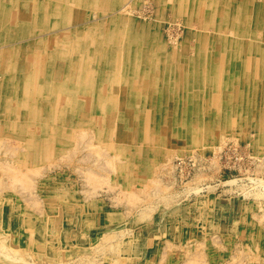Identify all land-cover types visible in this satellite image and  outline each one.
Returning <instances> with one entry per match:
<instances>
[{
    "label": "rangeland",
    "instance_id": "obj_1",
    "mask_svg": "<svg viewBox=\"0 0 264 264\" xmlns=\"http://www.w3.org/2000/svg\"><path fill=\"white\" fill-rule=\"evenodd\" d=\"M235 2L0 1V264H264V0ZM247 47L263 76L199 67Z\"/></svg>",
    "mask_w": 264,
    "mask_h": 264
},
{
    "label": "bare ground",
    "instance_id": "obj_2",
    "mask_svg": "<svg viewBox=\"0 0 264 264\" xmlns=\"http://www.w3.org/2000/svg\"><path fill=\"white\" fill-rule=\"evenodd\" d=\"M1 1V0H0ZM236 0H219V7L220 8H226V10L227 11H229L230 13H227V14H222V16H221V18H219V19H214L215 20V22L214 23H218V22H221L220 20H222V19H224V18H227V19H230V21H226V22H231L232 20H231V18H236V16H239V15H237V14H240V13H242L243 11L239 8V11L237 10V8L239 7L238 5V3L237 2H235ZM64 2V1H63ZM247 2V1H246ZM191 4V3H190ZM242 5H246V6H249V4L248 3H241ZM241 4H240V7H241ZM115 5V4H114ZM252 5V4H251ZM258 6V5H257ZM190 7V6H189ZM254 7V6H253ZM187 8V7H186ZM254 9V8H253ZM257 9H258V7H257ZM263 10V9H262ZM47 11V10H46ZM245 13V12H244ZM262 13V12H261ZM207 14V13H206ZM243 14V13H242ZM192 15V14H191ZM244 15V14H243ZM206 16V15H205ZM217 16V15H216ZM255 16H256V14H255ZM262 16V15H261ZM230 17V18H229ZM245 17V16H244ZM201 19H202V17H201ZM200 19V20H201ZM199 20V19H198ZM199 20V21H200ZM22 21V20H21ZM204 21V20H203ZM234 21V20H233ZM232 21V22H233ZM237 21H238V18H237ZM198 22V21H197ZM196 22V23H197ZM202 22V21H201ZM213 22V21H212ZM53 23V22H52ZM200 24V23H199ZM231 24H233V23H231ZM212 27V26H211ZM226 27V26H225ZM223 28V27H222ZM221 28V29H222ZM236 28V27H235ZM248 28V27H247ZM241 30V29H240ZM239 30V31H240ZM246 31H248V30H246ZM236 32V31H235ZM234 32V33H235ZM241 34V33H240ZM187 37V36H186ZM198 38V37H197ZM199 39V38H198ZM251 40V39H250ZM191 41V40H190ZM197 42V41H196ZM256 45V44H255ZM250 46V45H249ZM264 46V45H263ZM190 47V46H189ZM252 47L254 48L253 50H259V46L258 47H255L253 44H252ZM248 48V47H247ZM216 49H217V46H213V50H212V53H214L215 51H216ZM250 48H248L247 50L248 51H244V52H246L247 53V56H245V58L243 57V58H238L237 59V61H236V63L234 62V63H232V65H230V63H224V62H222L221 60H223V56L225 55V54H221V56L220 57H218V60H220V62H217L218 60L216 59V56H214L213 58H211L210 60H208L207 62L208 63H206L205 61H206V57L205 56H203L202 55V57L200 56V59H199V64H200V66L199 67H204V69H206L207 70V72H215V71H221V70H224V73L225 74H227V72H229V71H236V73L237 74H239L240 73V76L241 75H244V77H246L247 79H249V80H252L254 77H259V76H263V75H261V73H260V71H261V66H259V67H257L256 69H255V73H253L251 76H250V74H249V72H248V70H249V67H250V65L251 64H254V62H255V59L257 58V57H254V56H252V55H250V56H248V54L249 53H251V50H249ZM260 50H262V49H260ZM238 51H239V49H238ZM190 52V51H189ZM193 52V51H192ZM218 52V51H217ZM217 52H215L216 54H217ZM225 52V51H224ZM223 52V53H224ZM256 52V51H255ZM220 55V54H219ZM229 56V55H228ZM53 58V57H52ZM195 58H196V56H195ZM197 59V58H196ZM195 59V60H196ZM229 59V58H228ZM194 60V61H195ZM49 61H50V59H49ZM192 62V61H191ZM227 62H228V60H227ZM261 61H258V63H260ZM182 63V62H181ZM185 63V62H184ZM195 63V62H194ZM196 63H197V61H196ZM258 63H255V64H258ZM40 67V66H39ZM253 67V66H252ZM37 68V67H36ZM180 68V67H179ZM195 68H196V65H195ZM203 69V70H204ZM248 69V70H247ZM193 70H194V68H193ZM200 70V69H199ZM196 71V70H195ZM181 72H182V68H181ZM38 73V72H37ZM43 73V72H42ZM192 72H190V74H191ZM167 74V73H166ZM174 74V73H173ZM200 74V73H199ZM169 75V74H168ZM182 75V74H181ZM206 75V74H205ZM215 75V74H214ZM214 75H213V77H214ZM218 75H219V73H218ZM222 75V74H221ZM171 76H173V75H171ZM189 76V75H188ZM239 76V77H240ZM218 77V76H217ZM236 77H238L237 75H235V78ZM250 77V78H249ZM234 78V79H235ZM171 79V78H170ZM179 79V78H178ZM205 79V78H204ZM221 79V78H220ZM256 79H258V78H256ZM206 80H208V79H206ZM236 80V79H235ZM244 80V79H243ZM174 81V80H173ZM208 82V81H207ZM221 82V81H220ZM245 82V81H244ZM247 82V81H246ZM178 83V82H177ZM205 85V84H204ZM226 87V86H225ZM39 88V87H38ZM191 88V87H190ZM226 88H228V87H226ZM35 89H36V87H35ZM181 89V88H180ZM186 89H188L186 92H185V97L186 98H184V99H188V97L189 96H192V95H194V91H192V89H189L188 87L186 88ZM199 89V88H198ZM222 89V88H221ZM194 90V89H193ZM223 90V89H222ZM252 93H253V90H251V89H249ZM39 91V90H38ZM172 91V90H171ZM201 91L203 92V94L205 93V91L203 90V88L201 89ZM226 91V90H225ZM37 92V91H36ZM178 92V91H177ZM196 92H199V90H196ZM236 92V91H235ZM241 92V91H240ZM210 93H211V91H210ZM136 94V93H135ZM35 95V94H34ZM221 95V94H220ZM246 95H250V94H246ZM42 96H44V94L42 95ZM219 96V95H218ZM234 96V95H233ZM171 97H174V96H171ZM221 98V97H220ZM225 98V97H224ZM210 100V99H209ZM211 100H213L212 102H216L217 100H215V97H214V94L212 93L211 94ZM222 100H223V98H222ZM252 100V99H251ZM186 100H184V102H185ZM233 101H235V99L233 100ZM187 102V101H186ZM185 102V103H186ZM145 103V102H144ZM158 103H159V101H158ZM218 103H219V101H218ZM217 103V104H218ZM216 104V103H215ZM214 105V104H213ZM212 105V106H213ZM217 106H220V104L219 105H217ZM245 106V105H244ZM255 106V105H254ZM264 107V106H263ZM158 108H159V106H158ZM179 108H180V106H179ZM258 108V107H257ZM218 109V108H217ZM252 109V108H251ZM221 110V109H220ZM168 111V110H167ZM185 111V110H184ZM263 111H264V109H263ZM252 112V111H251ZM235 113V112H234ZM168 114V113H167ZM225 115V114H224ZM234 115V114H233ZM244 116V115H243ZM252 116V115H251ZM263 116V115H262ZM163 117V116H162ZM165 117V116H164ZM167 118H170V117H167ZM178 118V117H177ZM162 121H163V119H162ZM264 121V120H263ZM83 130V129H82ZM55 132V131H54ZM80 133V132H79ZM219 133V132H218ZM81 134H82V132H81ZM86 135V134H85ZM29 136V135H28ZM89 137H90V133H89ZM23 138V137H22ZM26 139V138H25ZM89 139V138H88ZM1 140V139H0ZM74 140H75V138H74ZM80 140V139H79ZM2 141V140H1ZM0 141V142H1ZM4 142V141H3ZM36 143V142H35ZM73 143V142H72ZM87 143V142H86ZM1 144V143H0ZM9 144V143H8ZM17 144V143H16ZM16 144H14V145H16ZM82 144V143H81ZM77 145V144H76ZM85 144H83V146H84ZM26 146V145H25ZM17 147V146H16ZM43 147V146H42ZM41 147V148H42ZM103 147V146H102ZM9 148H10V146H9ZM23 148V147H22ZM25 148V147H24ZM26 148H27V146H26ZM33 147H31V149H32ZM35 148V147H34ZM40 148V147H39ZM39 148H38V150H39ZM100 147H98V149H99ZM104 148V147H103ZM13 149V148H12ZM37 149V148H36ZM105 149H107V148H105ZM30 150V149H29ZM29 150L27 151V153L29 152ZM33 150V149H32ZM41 150V149H40ZM80 150H82V149H80ZM104 150V149H103ZM122 150V149H121ZM102 150H100L99 152H101ZM14 152V151H13ZM32 151H30V153H31ZM38 153L40 152V151H37ZM42 152V151H41ZM40 152V153H41ZM104 152V151H103ZM7 153V152H6ZM42 153H44V152H42ZM86 153V152H85ZM105 154H107V153H105ZM10 155V154H9ZM9 155H7V156H9ZM27 155V154H26ZM25 155V156H26ZM38 154H36V156H37ZM88 155L89 154H87V156L86 157H88ZM100 155V154H99ZM98 156V155H97ZM101 156H102V154H101ZM264 156V155H263ZM27 157H29L30 158V156H28L27 155ZM83 157V156H82ZM100 157V156H99ZM105 157H107V155L105 156ZM109 157V156H108ZM29 158L27 159V160H29ZM84 158V157H83ZM89 158V157H88ZM101 158V157H100ZM119 158V157H118ZM37 159V158H36ZM42 159H43V157H42ZM80 159H81V157H80ZM98 159V158H97ZM107 159V158H106ZM105 159V160H106ZM116 159H117V157H116ZM261 160H262V158H260ZM264 159V158H263ZM5 160V159H4ZM31 160V159H30ZM84 160H86V159H84ZM88 160V159H87ZM107 160H110V159H107ZM111 160H114V157H113V159H111ZM123 160V159H122ZM28 162V161H27ZM26 162V163H27ZM32 162V161H31ZM30 162V163H31ZM97 162V161H96ZM104 163V162H103ZM107 163H109L108 161H107ZM120 163H122V162H120ZM113 164H114V162H113ZM118 164H119V162H118ZM124 164V163H123ZM100 165H101V163H100ZM105 165H107V164H105ZM116 165V164H115ZM125 165V164H124ZM114 166V165H113ZM112 166V167H113ZM100 167V166H99ZM124 167V166H123ZM158 167V166H157ZM156 167V168H157ZM160 167H161V164H160ZM159 167V168H160ZM100 168H102V167H100ZM103 168H104V166H103ZM110 168H111V166H110ZM110 168H109V170H110ZM116 168V167H115ZM122 168V167H121ZM113 169V168H112ZM111 169V170H112ZM116 170V169H115ZM260 170V169H259ZM101 171V170H100ZM114 173V172H113ZM116 174V173H115ZM97 175V174H96ZM98 178V177H97ZM96 181V180H95ZM28 183V182H27ZM32 184V183H31ZM118 184V183H117ZM116 184V185H117ZM25 185H27V184H25ZM30 186V185H29ZM114 186V185H113ZM126 186H127V184H126ZM148 186V185H147ZM151 186V185H150ZM149 186V187H150ZM121 187V186H120ZM24 188V187H23ZM113 188H115V187H113ZM119 188V187H118ZM127 188V187H126ZM144 188V187H143ZM130 189H131V193H132V188L130 187ZM150 189V188H149ZM149 189H148V192H149ZM24 190V189H23ZM86 190V189H85ZM95 190H97L96 188H95ZM129 190V189H128ZM144 190V189H143ZM146 190V189H145ZM157 190V189H156ZM20 191V190H19ZM22 191V190H21ZM90 192H91V190H89ZM34 192V191H33ZM128 192V191H127ZM134 192V191H133ZM147 192V193H148ZM131 193H130V195H131ZM31 195V194H30ZM32 195H34V194H32ZM36 195V194H35ZM34 195V196H35ZM136 195L138 196V194L136 193ZM31 197V196H30ZM135 197V196H134ZM139 197V196H138ZM26 198V197H25ZM35 198V197H34ZM140 198V197H139ZM28 199H29V197H28ZM33 199V198H32ZM34 200V199H33ZM36 200V199H35ZM128 200V199H127ZM140 201V200H139ZM126 202H128V201H126ZM130 203V202H129ZM136 203V202H135ZM131 204H133V203H131ZM134 205V204H133ZM55 252V251H54ZM193 253V252H192ZM191 256V255H190Z\"/></svg>",
    "mask_w": 264,
    "mask_h": 264
}]
</instances>
